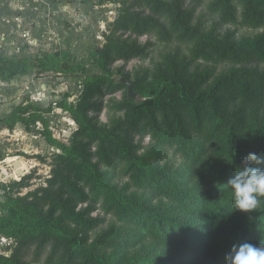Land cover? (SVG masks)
<instances>
[{"label":"trees","instance_id":"obj_1","mask_svg":"<svg viewBox=\"0 0 264 264\" xmlns=\"http://www.w3.org/2000/svg\"><path fill=\"white\" fill-rule=\"evenodd\" d=\"M139 3L168 21L164 25L151 15L122 11L107 37L104 63L140 51L136 44L128 45L116 37L127 28L139 34L158 30L161 40L168 42L189 40L193 59L233 66L213 75L208 70L191 71L174 57H166L155 75L156 83L138 91L146 100L136 104L126 91L113 105L124 113L123 118H113L103 126L96 125L86 112L93 109L92 98L102 95L106 77L86 83V95L74 120L95 151L87 152L80 145L62 147L60 166L42 195L32 202H8L14 214L6 221L9 229L18 237L36 241L40 248L50 246L48 264H226L234 244H264V198L251 213H241L233 206L228 186L248 153L264 157V120L259 117V109L264 107V0H214L216 10L228 21L236 20L235 5H241L243 24L258 31L238 40L230 34L190 27L188 13L179 6L136 0L133 8ZM58 52H46L35 60L0 55V82L32 71L48 74L82 68L77 62L63 67V58L72 59L62 50ZM254 61L257 65L252 67ZM118 85L126 87L121 82ZM27 108L18 105L11 111L7 127ZM131 131L151 135L156 145L138 154L139 147L129 143ZM188 131L198 132V137ZM168 144H178L193 167L152 164L151 160L159 158L160 148ZM98 162L105 169L99 170ZM120 164H125L129 183L117 189L105 170H115ZM132 187L141 193H126ZM76 200H102L103 210L116 216L120 224H111L92 239L65 228L63 223L83 230L97 226V219L76 211ZM133 240L150 243L136 250L139 244ZM0 264L21 263L13 256L0 258Z\"/></svg>","mask_w":264,"mask_h":264},{"label":"rangeland","instance_id":"obj_2","mask_svg":"<svg viewBox=\"0 0 264 264\" xmlns=\"http://www.w3.org/2000/svg\"><path fill=\"white\" fill-rule=\"evenodd\" d=\"M179 6L188 13L190 27L202 32L213 31L219 35L230 34L231 38L256 34L258 31L246 27L242 22V7L235 5L236 20H226L216 10L214 0H160ZM136 0H25L19 6L16 3L11 11L0 10V54L9 57H27L36 59L50 51L62 50L71 60L63 58L61 65L77 62L82 68L77 71L51 72L35 71L18 75L10 82H0V258L11 259L18 256L21 264H48L50 246L40 248L36 241L14 235L9 229L7 219L13 217L11 200L32 202L42 195L54 178V171L60 166L62 147L80 145L87 152H94L80 125L74 120L80 101L86 95L88 81L106 77L102 95L92 98L93 109L88 117L98 126L109 125L113 118H123V112L116 111L114 103L122 100L127 88L118 85L120 77L134 84L137 91H144L156 83L155 75L166 57H174L189 70H208L213 75L221 74L229 62L218 60L205 62L191 57V41L172 39L163 41L158 30H147L141 34L132 29L123 28L116 37L126 44H136L140 51L131 52L115 63H104L103 49L107 37L114 30V23L122 11H135L141 16L151 15L161 23L169 18L152 14L150 7ZM20 13V14H19ZM62 59V55H60ZM257 65L254 61L252 64ZM18 105L28 107L27 112L18 114L12 127H7V115ZM247 110V108H246ZM251 112L248 110V113ZM258 113V112H257ZM264 120V107L259 109ZM6 119L5 121H3ZM188 133L198 137L191 131ZM129 143L137 145L138 154L156 145L151 135L140 131L128 132ZM82 161V159H81ZM91 163H97L91 159ZM192 160L179 150L178 144H168L160 148V156L151 163L160 167L192 168ZM23 164L22 167L19 165ZM26 166V168H25ZM99 170L105 169L98 162ZM125 164L114 169H106L111 183L117 189L129 183L124 173ZM192 184V183H191ZM141 193L134 187L126 193ZM102 200L81 203L76 200V211L85 212V216L97 219L93 230L63 223L67 229L74 230L84 237L94 238L111 224L119 225L116 216L106 213ZM134 227H132L133 229ZM134 244L136 250L148 247L150 240ZM133 248V247H131ZM130 248V249H131ZM134 249V248H133ZM162 251V249L160 250Z\"/></svg>","mask_w":264,"mask_h":264},{"label":"clouds","instance_id":"obj_3","mask_svg":"<svg viewBox=\"0 0 264 264\" xmlns=\"http://www.w3.org/2000/svg\"><path fill=\"white\" fill-rule=\"evenodd\" d=\"M260 165H264V157L248 153L228 182L233 206L241 213H251L264 198V168ZM226 264H264V244H234L226 256Z\"/></svg>","mask_w":264,"mask_h":264},{"label":"water","instance_id":"obj_4","mask_svg":"<svg viewBox=\"0 0 264 264\" xmlns=\"http://www.w3.org/2000/svg\"><path fill=\"white\" fill-rule=\"evenodd\" d=\"M119 82L123 83L127 87V97L133 100L136 104L146 100L138 91L133 88L132 83L125 77H120Z\"/></svg>","mask_w":264,"mask_h":264},{"label":"crops","instance_id":"obj_5","mask_svg":"<svg viewBox=\"0 0 264 264\" xmlns=\"http://www.w3.org/2000/svg\"><path fill=\"white\" fill-rule=\"evenodd\" d=\"M16 3L19 4V6H21V4L23 6L25 4V0H0V10L3 8L4 9L3 12L7 13V12L11 11L12 8H14ZM0 55H3V54H0ZM5 83L9 84L7 82H5Z\"/></svg>","mask_w":264,"mask_h":264},{"label":"bare ground","instance_id":"obj_6","mask_svg":"<svg viewBox=\"0 0 264 264\" xmlns=\"http://www.w3.org/2000/svg\"><path fill=\"white\" fill-rule=\"evenodd\" d=\"M19 166H20V167H22V166H23V164H20ZM25 168H26V166H25Z\"/></svg>","mask_w":264,"mask_h":264}]
</instances>
